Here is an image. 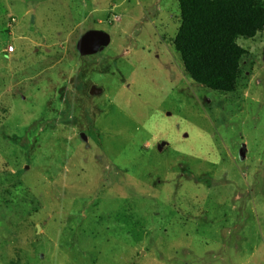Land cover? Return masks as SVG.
I'll list each match as a JSON object with an SVG mask.
<instances>
[{"label":"rangeland","instance_id":"obj_1","mask_svg":"<svg viewBox=\"0 0 264 264\" xmlns=\"http://www.w3.org/2000/svg\"><path fill=\"white\" fill-rule=\"evenodd\" d=\"M179 25L177 0H0V264H264V29L221 94Z\"/></svg>","mask_w":264,"mask_h":264},{"label":"trees","instance_id":"obj_2","mask_svg":"<svg viewBox=\"0 0 264 264\" xmlns=\"http://www.w3.org/2000/svg\"><path fill=\"white\" fill-rule=\"evenodd\" d=\"M180 25L173 40L183 69L207 90L235 93L247 52L238 39L264 29L261 0H177Z\"/></svg>","mask_w":264,"mask_h":264},{"label":"water","instance_id":"obj_3","mask_svg":"<svg viewBox=\"0 0 264 264\" xmlns=\"http://www.w3.org/2000/svg\"><path fill=\"white\" fill-rule=\"evenodd\" d=\"M109 41L110 37L106 32L100 30H89L81 35L77 41L76 50L81 56H92L103 51L108 46ZM100 92L101 90L95 86L90 87L89 93L91 95H98ZM79 138L82 141L86 140V137L82 133L79 134ZM240 156H243V154L240 153Z\"/></svg>","mask_w":264,"mask_h":264},{"label":"built area","instance_id":"obj_4","mask_svg":"<svg viewBox=\"0 0 264 264\" xmlns=\"http://www.w3.org/2000/svg\"><path fill=\"white\" fill-rule=\"evenodd\" d=\"M8 51L12 52L13 51V47L12 46L8 47Z\"/></svg>","mask_w":264,"mask_h":264}]
</instances>
